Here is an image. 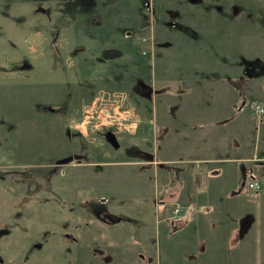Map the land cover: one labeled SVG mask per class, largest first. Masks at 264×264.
<instances>
[{"label":"rangeland","instance_id":"obj_1","mask_svg":"<svg viewBox=\"0 0 264 264\" xmlns=\"http://www.w3.org/2000/svg\"><path fill=\"white\" fill-rule=\"evenodd\" d=\"M182 54L193 59H178ZM156 56L159 68L200 66L185 75L205 76L206 97L218 89L229 115L231 102L244 105L224 153L207 149L202 167L231 156L237 143L239 167L258 171L264 0H0V264H200V251L182 241L162 243L160 235L182 223H170L171 203L159 204L152 193L156 176L161 190L175 175L168 169L183 173L174 165L185 160L177 158L183 147L159 143L156 154L149 151L151 110L165 111L169 97L162 77L151 74ZM198 93L190 99L201 101ZM206 104L212 119L217 106ZM197 107L190 106V122L198 121ZM167 118L154 123L158 140L167 126L177 130ZM173 183L187 184L186 175ZM214 189L203 208H212L222 238L210 243L215 226L205 223L202 254L218 264H238L246 255L264 264L263 247L246 248L229 233L243 230L242 243L248 228L259 226L264 190L238 184L236 197H223Z\"/></svg>","mask_w":264,"mask_h":264},{"label":"crops","instance_id":"obj_2","mask_svg":"<svg viewBox=\"0 0 264 264\" xmlns=\"http://www.w3.org/2000/svg\"><path fill=\"white\" fill-rule=\"evenodd\" d=\"M162 58L164 57H160V59ZM181 58L187 60L193 59L192 56H187V54H182V56H179L178 59ZM159 61L160 60L157 59V56L156 59H153L152 63L154 65L152 66L151 74L153 78L162 77L160 78V81H162V83H165V85L162 87H167L166 91L167 95L169 94V97L165 100V106H167L165 111H159L157 115L154 109L151 110L150 122L152 124L150 131L152 136L151 147L149 151L152 153V155L156 154L158 150L157 148L160 147L159 143H161V145H164L165 143L168 148H175L178 151H180V148L183 147L181 152L182 155L178 156L177 158H180L179 160H185V162H181V164L174 165L176 169L178 168L179 171L183 173L178 174L177 170L175 171L174 169H168V171L175 172V175L168 176V182L164 185L161 190H159V174H157L156 176V186L153 182L154 189L152 190V193H154V190L156 191L155 198L159 202V204H161V202H170L171 204L173 202H180L182 203L184 208V211L182 212L180 218H169L171 220L170 223H172V221H180L182 225L168 234L166 233L170 232L168 230H166V232H160V235H164L165 233V238H161L162 243L169 241H182L184 244H187V246H189L188 249L190 252H195L196 250L200 251L198 253V256L200 258V264H218L217 262H209L206 253L204 255L202 254V252L205 251V246L209 242V237L206 238L204 236L206 231V229L204 228V224L210 222L212 226H215L214 224H216L217 222L216 218H212L214 217L212 208H210L209 210H204L203 206L207 204L211 205V194L213 188H215L214 192L217 189L219 195H222L223 197H225V195H228L229 192H231V195H234L236 197L237 190H235V188L238 187V184L239 187L244 188L243 181L245 180L246 174L249 170L245 173V169L243 170L244 166H241L240 168L239 164L237 163V161L241 157L238 148H236L237 143H232L233 145L230 144L233 147L231 156L224 158L215 157L216 162H213V158H210L209 162L204 163L205 168L202 167V164L203 162H206L205 160L209 158L201 156H205V154L208 152L207 149H217V153H224L225 148L227 147V143H229L228 140L229 138H233V134L236 128L235 123L231 121L239 113V110L244 107V105L239 107V105L237 104L238 102L236 104V101L231 102L230 105H234V113L229 115L228 110L223 107V105L227 104H225L223 100H220L219 102L220 95L216 94L217 91H219L218 89H212L208 91L207 94L209 97H206L205 93L207 91V82L205 76L197 75L196 73H192L189 76L185 75L187 74V72L185 73V71L190 70L195 72L201 68L200 66L186 68L181 67L179 65H172L168 67L164 66L159 68V66H156V63H159ZM181 71L184 72L180 73ZM219 89L222 90V88L220 87ZM194 91L199 92L198 97H200L201 101L198 102L197 99H190L192 92ZM193 96H195L194 93ZM151 100V105L152 107H154V97ZM207 102H209V105L217 106V108H214L217 110L213 111L208 108L210 112L214 113V118L212 119H209L211 118V116L210 113L207 111V108L205 107L207 106ZM192 103H196L199 106L195 110V115L196 113H198L199 115L198 121L195 120L194 122H190L191 120L189 115V113L192 111L190 109ZM161 112L163 114H161ZM167 116H170L173 119V125L171 126V128L177 130H175V132L172 134L170 133V125L167 126V131L163 134V137L158 140V135L156 136V132L154 129V123L155 121L170 122L171 120L167 118ZM174 123H176V126ZM190 125L192 127H190ZM180 126L183 128L178 129ZM225 134L227 135V137L225 136ZM181 136L187 137V140L183 144H181L183 141L180 142L177 140ZM218 149L220 151H218ZM211 153H214V151H212ZM247 157L249 156L246 155V157L243 158ZM230 158L235 160L230 166H225L223 162H220L222 160H227ZM194 160L196 163L192 164L191 162ZM196 166H200L202 170L197 171ZM257 166L258 167L255 168H258V170L259 167L264 168V165L259 166L258 164ZM226 169L228 170V172H226ZM239 169H242V173H245L241 180H239V175L241 174ZM199 172L201 174H199ZM180 174L186 175L187 184L183 183L180 185L179 183H177L175 185L173 183V180H175ZM204 174H206V179L202 178ZM261 198L262 199L260 201V207L264 209V197ZM193 210L197 211L196 218L191 215ZM129 217L130 216H126V214L122 213V219L124 221H126L125 219L129 220ZM158 219L159 218L156 217V220ZM157 225L159 226L158 223ZM253 226L254 225H252L251 228H248L246 232L247 237L244 238V241L242 243L238 242V240L243 239H240L238 235H241L243 233V230L239 233L240 229L232 228L230 229L229 233L231 235H237V237L234 239L237 244L244 245L246 246V248L261 250L260 248H264V219L259 221L258 227ZM222 231L223 229L221 230L220 227L215 226V231L213 234L214 236L212 237L210 243H213L216 239L219 240V238H222ZM126 233L127 229L122 224L123 239ZM123 249L124 247H122V250ZM168 249H170L169 246ZM240 249H243V247H241ZM173 262H176V264H184L179 261ZM173 262H170L169 264H173ZM188 262L189 261H186V264H189ZM195 262H191V264H196ZM245 262H247L246 264H258L261 261L259 262L257 258L252 260L251 257H247L246 255L245 259H242L241 257V262L238 264H245Z\"/></svg>","mask_w":264,"mask_h":264},{"label":"built area","instance_id":"obj_3","mask_svg":"<svg viewBox=\"0 0 264 264\" xmlns=\"http://www.w3.org/2000/svg\"><path fill=\"white\" fill-rule=\"evenodd\" d=\"M260 111H264L263 106L258 105ZM247 180L243 181L245 190L250 192L263 191L264 190V172L263 171H251L247 174ZM183 205L180 202H174L171 209L172 218H180L183 211Z\"/></svg>","mask_w":264,"mask_h":264}]
</instances>
